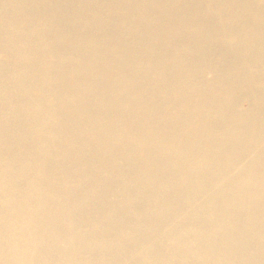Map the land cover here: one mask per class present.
Masks as SVG:
<instances>
[{"label":"bare ground","instance_id":"bare-ground-1","mask_svg":"<svg viewBox=\"0 0 264 264\" xmlns=\"http://www.w3.org/2000/svg\"><path fill=\"white\" fill-rule=\"evenodd\" d=\"M0 264H264V0H0Z\"/></svg>","mask_w":264,"mask_h":264}]
</instances>
